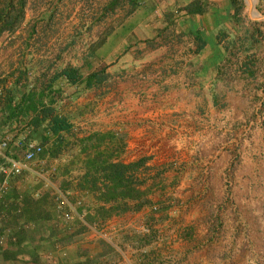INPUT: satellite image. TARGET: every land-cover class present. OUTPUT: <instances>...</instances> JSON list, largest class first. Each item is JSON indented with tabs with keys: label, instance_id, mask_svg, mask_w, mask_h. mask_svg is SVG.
Here are the masks:
<instances>
[{
	"label": "crops",
	"instance_id": "obj_1",
	"mask_svg": "<svg viewBox=\"0 0 264 264\" xmlns=\"http://www.w3.org/2000/svg\"><path fill=\"white\" fill-rule=\"evenodd\" d=\"M192 1L103 2L84 18L100 25L93 59L34 30L49 15L29 1L0 37V135L22 133L6 103L51 104L74 136L118 138L119 158L144 160L147 183L174 203L154 240L134 239L136 216L110 220L117 255L101 253L100 264H264V41L231 0H199L203 11L186 13ZM100 64L107 79L90 88L60 75ZM20 258L2 261L31 264Z\"/></svg>",
	"mask_w": 264,
	"mask_h": 264
},
{
	"label": "rangeland",
	"instance_id": "obj_2",
	"mask_svg": "<svg viewBox=\"0 0 264 264\" xmlns=\"http://www.w3.org/2000/svg\"><path fill=\"white\" fill-rule=\"evenodd\" d=\"M27 1L30 2L31 7L37 8L39 14L43 11L49 15L47 20L43 18L37 20L33 25L34 30L39 32L53 31L55 32L54 34H58L55 41L58 48L65 47L69 43L78 53H88L90 58H94L97 46L102 41L101 37L96 39L99 32L98 26L100 25L95 22L89 23L88 20L86 22L84 18L95 17L100 11V5L103 2L111 0ZM238 3L240 5L239 16L242 18L241 21L247 23V26L253 25L254 31H258L259 41H264V19L250 18L246 10L245 0H239ZM255 9L260 15L264 16V0H256ZM106 12L108 15H112L113 9H107ZM111 28L112 24H109L106 26L105 32L108 29L110 32ZM23 128L25 130V127ZM9 136L14 141L15 137H12L13 135L11 136V134ZM64 136L65 140L58 147V157L53 158L48 154H44L43 157L39 156L32 163L34 173H24L19 177H8L7 179L9 189L15 188L22 194L32 193L34 197L48 192L49 200L53 203L51 220L41 221L42 225L39 227L28 226L26 238L32 244H37V250L40 253V255L38 253L36 264H71L80 261H90L91 264H100L99 256L101 253H106L110 256L109 261H111L114 259L111 255L113 253L117 255L112 246L114 239L117 237L110 234L111 231L108 229V226L112 219L116 218L125 217L121 220L122 222H127L129 220L127 219L128 216H136V229L132 233L134 239L141 241L156 239L158 235L155 226L164 219L163 212L174 203L169 202V204H166L167 201L160 197L161 188L147 183L144 163L139 166L136 175L140 182V187L146 192V198L149 202L137 211L130 210L112 215L105 220H97V222L103 223L107 227L106 234L110 242L100 238L89 229L87 226L88 221L85 217L88 214H93L97 200L94 194L81 190L76 186V178L83 172L81 167L83 164L81 161L82 156L76 151V147H78L77 140L79 138L74 136V134ZM34 141L38 143L40 140L35 138ZM42 147L44 148V146ZM45 147L49 148L50 146L45 145ZM98 149L100 151L104 150V144L100 145ZM75 151L76 154L71 155ZM11 152L17 154V156L21 155V150H17L15 146L12 147ZM118 156L120 157L119 154ZM3 179L4 177L0 176V182ZM69 205L74 207L76 213L83 215L85 223L80 221L75 214L72 219H66V214L71 215ZM9 234L10 230H5V234L2 235L3 240L0 243L1 245H6ZM117 245L120 244L118 243ZM44 247H46L45 250ZM25 257L20 258V261L22 262ZM28 261L31 262V259H28ZM0 264L13 263L4 262L0 258Z\"/></svg>",
	"mask_w": 264,
	"mask_h": 264
},
{
	"label": "trees",
	"instance_id": "obj_3",
	"mask_svg": "<svg viewBox=\"0 0 264 264\" xmlns=\"http://www.w3.org/2000/svg\"><path fill=\"white\" fill-rule=\"evenodd\" d=\"M238 1L231 0L235 16L239 15L240 11ZM26 4L27 0H0V37L4 32L14 31L21 24ZM183 10L186 13H201L203 7L199 0H194L185 5ZM201 42H198V47L203 45ZM105 68V64H100L83 76L78 68L66 67L62 69L60 75L69 83L83 82L85 88H90L107 79ZM9 100L7 97V101ZM6 105L7 120L14 119L22 126V133H19L17 139L14 138L11 148L15 146L17 150H21L22 155L26 142L34 141L37 138L40 140L38 143L44 146L40 157H43L44 154L53 158L59 156L58 147L65 140L64 135H73L71 124L64 115H61L51 104L36 106L30 100L24 107L21 105L11 106L9 103ZM29 111L33 112L30 118L28 117ZM19 116H22L23 119L18 120ZM78 138V147H75L82 156L83 172L76 178V186L94 194L97 200L93 214H88L85 217L88 223L97 222L100 219L105 220L112 215L130 210L137 211L149 202L136 175L144 160L130 162L121 160L116 153L115 146H119L118 138L114 140L99 133ZM113 143L116 144L112 145ZM103 144L104 150L100 151L98 147ZM45 145L50 147L47 148ZM76 151L71 155L76 154ZM11 154L17 156V154ZM48 195V192H44L34 197L32 193L22 194L15 188H8L4 197L0 199V238L5 234V230H10L6 245L0 244L1 260H14L29 255L31 264H36L38 261L35 251L37 244H32L26 236L28 226L39 227L42 225L41 221L51 220L53 203L49 200ZM71 264H91V262L80 261Z\"/></svg>",
	"mask_w": 264,
	"mask_h": 264
},
{
	"label": "built area",
	"instance_id": "obj_4",
	"mask_svg": "<svg viewBox=\"0 0 264 264\" xmlns=\"http://www.w3.org/2000/svg\"><path fill=\"white\" fill-rule=\"evenodd\" d=\"M12 138L9 135H0V176L4 179L0 182V197L8 190V177L19 176L24 173H34L32 163L39 157L42 152V146L35 141L26 142V147L23 154L20 156H13L11 154ZM70 214H66V219H72L75 214L76 217L85 223L83 215L75 212L73 206L69 205ZM73 213V214H72ZM87 226L95 232L100 238L110 242L107 236V227L103 223L93 222L88 223ZM3 237L0 238V243ZM3 244V243H2Z\"/></svg>",
	"mask_w": 264,
	"mask_h": 264
},
{
	"label": "bare ground",
	"instance_id": "obj_5",
	"mask_svg": "<svg viewBox=\"0 0 264 264\" xmlns=\"http://www.w3.org/2000/svg\"><path fill=\"white\" fill-rule=\"evenodd\" d=\"M254 1L255 0H245V4L248 8V12L251 13V8L253 7V4H254ZM252 11H254V9H252ZM249 15V14H248ZM252 15H255V16H249L250 18H258V19H262V15H260L258 12H254L252 13Z\"/></svg>",
	"mask_w": 264,
	"mask_h": 264
},
{
	"label": "water",
	"instance_id": "obj_6",
	"mask_svg": "<svg viewBox=\"0 0 264 264\" xmlns=\"http://www.w3.org/2000/svg\"><path fill=\"white\" fill-rule=\"evenodd\" d=\"M262 19H264V16H262Z\"/></svg>",
	"mask_w": 264,
	"mask_h": 264
}]
</instances>
